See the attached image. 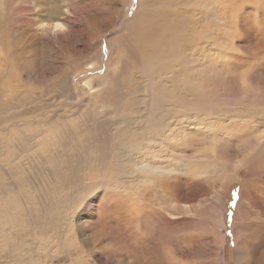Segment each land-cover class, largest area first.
<instances>
[{
	"label": "rangeland",
	"instance_id": "obj_1",
	"mask_svg": "<svg viewBox=\"0 0 264 264\" xmlns=\"http://www.w3.org/2000/svg\"><path fill=\"white\" fill-rule=\"evenodd\" d=\"M140 1H0V264H264V0Z\"/></svg>",
	"mask_w": 264,
	"mask_h": 264
},
{
	"label": "bare ground",
	"instance_id": "obj_2",
	"mask_svg": "<svg viewBox=\"0 0 264 264\" xmlns=\"http://www.w3.org/2000/svg\"><path fill=\"white\" fill-rule=\"evenodd\" d=\"M1 2H2V0H0ZM147 2H143L142 3V0L139 2V6L137 7V12L139 13V16H141V19H140V21H138L137 22V25H136V28H137V30H138V28H143L142 26L143 25H148V24H151V25H153V23L151 22V20H153V21H155L154 19H160V17H162V16H164L165 15V13H167V12H170V11H172V12H174V13H177V4H175V3H172V2H174V1H172V2H170V1H166V3H162V2H160V3H158V1H155V0H146ZM183 2H184V0H182ZM176 2H177V0H176ZM186 2V1H185ZM190 2V1H189ZM130 3V2H129ZM131 4V3H130ZM182 4V3H181ZM129 5V4H128ZM192 5V4H191ZM183 6V5H182ZM187 8H189V7H187ZM186 8V9H187ZM1 9V8H0ZM197 9V8H196ZM180 10V9H179ZM184 10V9H183ZM180 12V11H179ZM184 12V11H183ZM171 14V13H170ZM178 14V13H177ZM182 14V13H181ZM180 14V15H181ZM167 15V14H166ZM179 15V14H178ZM172 17H174L173 16V14L171 15ZM184 16V15H183ZM166 18H167V16H166ZM165 18V19H166ZM179 18H181V17H179ZM138 19V18H137ZM156 20L157 22L158 21H160V20H162V19H160V20ZM171 19V18H170ZM174 19V18H173ZM187 19V18H186ZM189 19V18H188ZM172 20V19H171ZM181 20H182V18H181ZM163 21V20H162ZM186 22H188L187 20H186ZM190 22H192V21H190ZM194 22H196V21H194ZM193 22V23H194ZM161 23V22H160ZM155 24V23H154ZM163 24V23H162ZM161 24V25H162ZM186 24V23H185ZM195 24H197V22L195 23ZM194 24V25H195ZM156 25V24H155ZM154 26V25H153ZM152 26V27H153ZM162 26H164V25H162ZM196 26V25H195ZM194 26V27H195ZM128 28V27H127ZM132 29H133V27H131ZM130 28V31H133L132 29ZM192 28H193V26H192ZM210 28V27H209ZM156 29H158V28H156ZM126 30V29H125ZM129 30V29H128ZM136 30V29H135ZM192 29H190V31H191ZM143 31H145V30H143ZM157 31V30H156ZM158 31H159V29H158ZM128 32V31H127ZM177 32H178V29H177ZM124 35H126L125 33H123ZM122 34V35H123ZM132 34V33H131ZM135 34H138L137 32L135 33ZM134 34V35H135ZM177 34V33H176ZM130 35V34H129ZM133 35V34H132ZM151 36H152V34H151ZM162 36V35H161ZM179 36V35H178ZM125 37V36H124ZM137 37H138V35H137ZM136 37V35L135 36H130V40H132V41H134L135 43L134 44H136V49H137V51H138V55H139V57L142 59V61H144V63L147 61H145V59H147V57L148 56H151L152 54H150L151 53V50L150 49H147V48H144V47H141V46H139L138 45V42L136 41L137 38ZM162 37H164V36H162ZM198 37H200V36H198ZM205 37V36H204ZM127 38V37H126ZM125 38V39H126ZM128 39V38H127ZM139 39V38H138ZM201 39H203V38H201ZM140 40V39H139ZM204 41V40H203ZM132 44V43H131ZM141 44V43H140ZM201 44V43H200ZM143 45V44H142ZM144 46V45H143ZM210 46V45H209ZM134 47V46H133ZM167 46L165 45V48H166ZM200 49V48H199ZM169 50V49H168ZM172 51V50H171ZM207 51V50H206ZM173 53V52H172ZM181 53V52H180ZM179 53V54H180ZM190 53V52H189ZM176 54V53H175ZM184 54V53H183ZM185 54H186V51H185ZM173 55V54H172ZM162 56H164V55H162ZM162 56H159V58L158 59H161L162 58ZM168 56V55H167ZM166 56V57H167ZM158 57V56H157ZM155 59H157L156 57L153 59V60H155ZM169 59V58H168ZM167 59V60H168ZM182 57H179L178 58V60H177V62H174L173 60L170 62V61H165V67H167V69H170V70H172V71H174V74H173V78H172V80L171 81H169V82H167V83H165V82H162V80H163V78H161L160 80L159 79H157V75H154V77H152V79H153V81H157L158 83H157V85H155V86H153L152 84H150V83H148V82H146V83H148V84H145L144 85V90L145 89H150L152 92L154 91V90H156L157 88H159V87H162V88H164L163 90H165V89H167L168 90V88H172V89H175V90H178L179 88H180V83H182L181 82V80L179 79V77H180V75H182V74H184V73H188L187 72V70H186V66H185V62L184 61H182ZM2 65L0 66L2 69H1V71H0V73H3V74H5V75H8V73H11V69L8 67V65H7V63L6 62H2L1 63ZM145 65V64H144ZM147 65V64H146ZM144 68V67H143ZM148 70H150V68L148 69ZM147 70V71H148ZM161 70V69H160ZM145 72V71H144ZM162 72V71H161ZM12 73H13V71H12ZM195 73H196V71H195ZM198 73V72H197ZM193 74V73H192ZM185 75V74H184ZM186 76H188L189 77V79H188V77H186V80H185V84L183 85V87H182V89L184 90H186V91H189V92H191V91H194L195 90V87L194 86H196V85H192L191 83H193L194 84V80H192L190 77V75H186ZM171 77V76H170ZM182 77H184V76H182ZM148 78V77H147ZM166 78V77H165ZM169 79V78H168ZM171 79V78H170ZM144 81V80H143ZM151 82V81H150ZM200 83V82H199ZM143 84V83H142ZM164 86V87H163ZM146 91V90H145ZM150 91V92H151ZM163 93V92H162ZM166 93V92H165ZM169 93V92H168ZM175 93H176V91H175ZM177 94V93H176ZM193 94H195V93H193ZM197 94V93H196ZM158 95H160V96H158ZM158 95H154V96H152L153 98H155V100L156 101H154V102H156V103H161V105L162 106H166V105H169V104H176V103H178V101H176V103L175 102H172V101H170L169 100V102L166 100V99H164V95L163 94H158ZM150 96V95H149ZM145 98H146V96H145ZM151 98V97H150ZM176 98V97H175ZM147 99H149V98H147ZM168 99H169V97H168ZM193 99V98H192ZM177 100V99H176ZM146 104V103H145ZM179 104H180V102H179ZM178 104V105H179ZM244 104V103H243ZM153 105V104H152ZM155 105V104H154ZM153 105V106H154ZM199 104H197V106H198ZM148 106H150V104L148 105ZM183 106H184V104H183ZM152 107V106H151ZM200 107V106H199ZM264 133V132H263ZM259 146V145H258ZM264 148V147H263ZM257 152V151H256ZM250 153V152H249ZM205 157V161H204V165H203V169L204 170H212V167H214V166H220L221 165V163L220 162H218V160H216V158H215V151L214 150H211V152H209V154L208 155H204ZM254 159V158H253ZM242 164H238V166H241ZM236 167V170L232 173V174H227V173H224V177H226V178H230V179H232V178H234L235 176H237V173H236V171L240 168V167ZM223 187V186H222ZM221 190V189H220ZM222 190H224V187L222 188ZM221 192V191H220ZM221 194V193H220ZM241 243V242H240ZM147 246V245H146ZM145 248V247H144ZM244 250V249H243Z\"/></svg>",
	"mask_w": 264,
	"mask_h": 264
}]
</instances>
